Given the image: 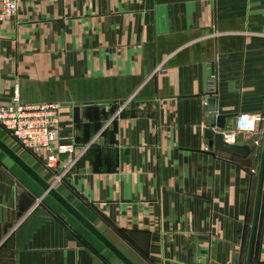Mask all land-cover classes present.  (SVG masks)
Returning <instances> with one entry per match:
<instances>
[{"label":"crops","instance_id":"0c3cea01","mask_svg":"<svg viewBox=\"0 0 264 264\" xmlns=\"http://www.w3.org/2000/svg\"><path fill=\"white\" fill-rule=\"evenodd\" d=\"M16 95L60 105L57 143L88 149L51 169L0 139L134 264H247L263 142L212 155L205 119L211 98L228 129L264 115V0H20L0 21V101ZM0 264L124 263L0 149Z\"/></svg>","mask_w":264,"mask_h":264},{"label":"built area","instance_id":"2783aa9c","mask_svg":"<svg viewBox=\"0 0 264 264\" xmlns=\"http://www.w3.org/2000/svg\"><path fill=\"white\" fill-rule=\"evenodd\" d=\"M19 2L20 0H0V21L15 16ZM159 72L164 73L166 69L161 65L155 70V73ZM210 89L213 95L216 94V75H212L210 78ZM60 110V105L55 103L22 105L16 95L11 103L4 104L0 101V124L17 140L21 147L32 152L35 156L41 157L47 153L46 166L57 169L62 155H73V163H76L88 149V146L83 147L81 151L77 152V146L74 143H57L60 136ZM263 122L264 115L261 113H241L236 117L234 128L222 132L224 141L228 144H237V138L241 136L246 140L251 138L249 141L252 146L260 148L264 130L259 128V124ZM252 172L256 173L257 171L252 169Z\"/></svg>","mask_w":264,"mask_h":264},{"label":"water","instance_id":"95a60500","mask_svg":"<svg viewBox=\"0 0 264 264\" xmlns=\"http://www.w3.org/2000/svg\"><path fill=\"white\" fill-rule=\"evenodd\" d=\"M205 137L209 141L208 150L214 155L213 150L218 149L232 154L247 156L252 152L250 145L228 144L224 141L222 132L228 130V122L234 115H219L216 108V99L211 98L206 105ZM215 128L219 131H215ZM0 149L3 150L13 161H15L37 184H39L45 192L51 195L62 207H64L72 216H74L86 229H88L100 242H102L119 260L124 264H134L126 255H124L113 243H111L92 223H90L83 215L71 205L63 196H61L53 187L41 177L31 166L23 161L9 146L0 139ZM264 184V138L261 153V160L258 173V185L254 206L253 221L251 227V236L247 257V264H252L255 235L259 217L261 204V196Z\"/></svg>","mask_w":264,"mask_h":264}]
</instances>
